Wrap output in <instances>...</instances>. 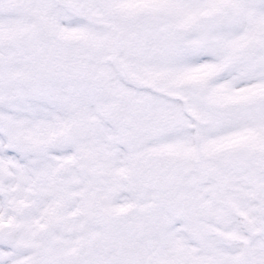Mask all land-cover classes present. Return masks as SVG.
Instances as JSON below:
<instances>
[{"label":"snow or ice","instance_id":"obj_1","mask_svg":"<svg viewBox=\"0 0 264 264\" xmlns=\"http://www.w3.org/2000/svg\"><path fill=\"white\" fill-rule=\"evenodd\" d=\"M0 264H264V0H0Z\"/></svg>","mask_w":264,"mask_h":264}]
</instances>
